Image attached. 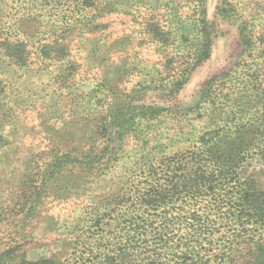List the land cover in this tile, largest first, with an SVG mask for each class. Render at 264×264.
<instances>
[{
  "label": "trees",
  "instance_id": "1",
  "mask_svg": "<svg viewBox=\"0 0 264 264\" xmlns=\"http://www.w3.org/2000/svg\"><path fill=\"white\" fill-rule=\"evenodd\" d=\"M141 2L0 0V60L22 67L32 54L42 63L67 59L75 39L81 47L86 33L112 26L107 16L131 14ZM222 4L226 15L239 14L233 0ZM173 9L166 23L145 25L161 66L145 72L127 42L112 45L119 61L99 41L81 52L82 65L99 63L85 96L92 111L76 117L78 140H59L44 156H29L15 171L18 187L0 192V225H14L0 264H264V188L240 174L252 157L264 160V18L256 23V13L239 14L240 56L203 83L194 104L172 110L142 102L140 94L178 93L213 46L203 0L187 19ZM68 61L65 71L75 75L82 65ZM3 86L0 78V95ZM172 117L179 123L200 117L203 125L190 126L186 143L167 154L149 134L155 137L157 122ZM15 131L0 125V161L17 144ZM118 169L135 172L111 176ZM84 189L98 192L88 211L57 227L64 232L54 239L56 252L29 258L28 248L41 243L30 227L48 198L66 201Z\"/></svg>",
  "mask_w": 264,
  "mask_h": 264
},
{
  "label": "rangeland",
  "instance_id": "2",
  "mask_svg": "<svg viewBox=\"0 0 264 264\" xmlns=\"http://www.w3.org/2000/svg\"><path fill=\"white\" fill-rule=\"evenodd\" d=\"M233 1L237 4L239 14L248 15L251 11L256 13V23L263 21L264 0ZM203 2L207 8L213 36L211 57L192 73L189 81L178 93L170 95L164 92L143 90L138 100L170 105L172 110L181 106L188 107L194 104L203 83L208 78L229 69L240 56L242 43L238 25L239 14L226 15L225 12L223 13L221 8L226 5L222 4V0H203ZM195 3L196 0H142L132 8L131 14L107 16L105 20H109L112 26L105 31H95L94 34L86 33L87 37L83 38L81 47L78 46L77 41L79 40L75 39L71 45V55L64 60L47 59L46 63H42L40 57L32 54L27 65L21 67L7 62L4 67L1 59L0 78L4 81V91L0 95V115H2L0 125L4 123L7 128L16 130L17 144H9L12 149L1 158L0 192L7 191L15 184V180L17 181L19 177L18 173L15 174L18 165L26 162L29 156L33 154L39 157L44 156V152L53 142L61 140V142L71 143L80 138L82 127L76 125V117L87 114L89 110L92 111L89 109L87 100L89 98L85 96L96 84L99 76L96 68L99 63L95 64L92 61L93 67L82 65L80 57L82 51H91L99 41L107 55L112 60L119 61L120 53L112 45L127 42L131 52H137V62H140L141 67L145 68L144 71L148 72L155 65L161 66L159 65L161 53L157 50L156 43L146 36L147 20H160L161 23H166L168 11H173V6L180 9L181 18L187 19L191 14L193 15ZM38 5H42L41 1ZM42 17H47V15ZM70 59L82 65L75 75L70 74V71H65ZM139 78L132 77L125 84L131 87ZM202 125L203 120L200 117L184 119L181 123L173 117L158 121L154 128L155 137H153V131L149 134L151 144H161L167 154H173L177 146L184 145L188 140L186 131L189 127L199 128ZM61 136H65L66 139H62ZM130 146H132L131 142ZM158 150L159 148L156 149ZM134 155V151H129L127 154L126 164L129 168ZM134 172V169L129 172L125 169H120V171L118 169L117 173L111 172V176H133ZM240 174L244 179H255L264 188V160L259 156L249 159L241 168ZM17 187L16 183L13 189ZM95 187L96 185L93 188ZM95 192L98 191L94 189L85 191L84 189L66 201L48 198V203L41 208L39 219L33 220V226L30 227L33 230L31 234H34L41 243L28 248V257L36 259L56 252L58 247L54 239L60 234L63 235L64 232L63 229L57 230V227L69 224L88 211L89 205L94 200L92 195ZM13 226L10 223H7L5 227L0 225V252L9 244L10 236L14 235Z\"/></svg>",
  "mask_w": 264,
  "mask_h": 264
}]
</instances>
